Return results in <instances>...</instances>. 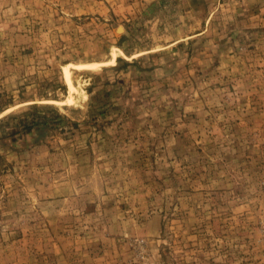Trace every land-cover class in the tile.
<instances>
[{"label":"rangeland","instance_id":"1","mask_svg":"<svg viewBox=\"0 0 264 264\" xmlns=\"http://www.w3.org/2000/svg\"><path fill=\"white\" fill-rule=\"evenodd\" d=\"M0 264H264V0H0Z\"/></svg>","mask_w":264,"mask_h":264},{"label":"bare ground","instance_id":"2","mask_svg":"<svg viewBox=\"0 0 264 264\" xmlns=\"http://www.w3.org/2000/svg\"><path fill=\"white\" fill-rule=\"evenodd\" d=\"M67 76H68V78L70 80L71 79V76H70V73L69 72L67 73ZM70 82H71V80H70Z\"/></svg>","mask_w":264,"mask_h":264}]
</instances>
